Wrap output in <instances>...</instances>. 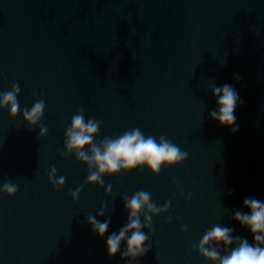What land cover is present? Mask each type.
Masks as SVG:
<instances>
[{
	"label": "water",
	"instance_id": "water-1",
	"mask_svg": "<svg viewBox=\"0 0 264 264\" xmlns=\"http://www.w3.org/2000/svg\"><path fill=\"white\" fill-rule=\"evenodd\" d=\"M224 84L240 97L236 132L210 116ZM16 88V114L0 107V264H219L200 251L216 226L234 241L205 246L221 257L252 243L233 216L264 202V0H0V95ZM77 115L98 122L89 157L136 129L187 157L90 181L95 162L67 146ZM139 192L158 209L138 213L148 250L122 256L130 231L109 256Z\"/></svg>",
	"mask_w": 264,
	"mask_h": 264
},
{
	"label": "clouds",
	"instance_id": "clouds-1",
	"mask_svg": "<svg viewBox=\"0 0 264 264\" xmlns=\"http://www.w3.org/2000/svg\"><path fill=\"white\" fill-rule=\"evenodd\" d=\"M16 92H7L0 95V107L10 105L11 114L15 115L18 110L16 102ZM212 94L216 97L217 109L210 112L211 118L222 127H229L233 132L238 131L236 124L235 109L240 101L239 94L230 84L221 87H214ZM44 108L43 101L34 104L30 111H25V118L30 123H35L41 116ZM98 130V122L89 120L84 122L82 115L73 118L72 126L68 131L67 146L69 149H76L80 158L95 162L98 168L97 173L89 176L90 181L99 180L100 173H114L123 169H132L137 166L147 165L151 170L158 171L162 164L173 165L180 163L187 157V153L182 152L179 147L171 142L164 141L157 143L153 137L144 138L138 130L126 132L115 140L104 142L102 149L94 147L91 149L93 155L89 157L85 152L79 151L85 145L92 143L93 134ZM62 183V181H60ZM4 191L14 194L16 187L5 184ZM147 193L139 192L126 201L125 207L130 211L129 223L124 226L119 234H113L106 241L109 256H114L119 250L121 241L125 240L126 234L131 231V236L127 237V251L122 256L135 258L142 256L148 250L144 247L148 237L140 229L142 227L138 213L147 204L149 211H158L153 205L148 204ZM244 207L249 209L248 213L237 211L233 219L242 228H247L252 236V243L246 238H236L237 246L230 253L221 257L215 247H205L211 242L222 243L227 246L233 244L232 229L228 227L216 226L207 232L200 244V251L212 261H219V264H264V202L256 199H245ZM148 219V217H145ZM92 230L103 236L108 228V222H97L94 218H89Z\"/></svg>",
	"mask_w": 264,
	"mask_h": 264
}]
</instances>
